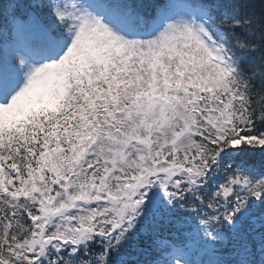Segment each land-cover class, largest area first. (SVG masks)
Masks as SVG:
<instances>
[{"label": "snow or ice", "instance_id": "obj_1", "mask_svg": "<svg viewBox=\"0 0 264 264\" xmlns=\"http://www.w3.org/2000/svg\"><path fill=\"white\" fill-rule=\"evenodd\" d=\"M0 264H264V0H0Z\"/></svg>", "mask_w": 264, "mask_h": 264}, {"label": "trees", "instance_id": "obj_2", "mask_svg": "<svg viewBox=\"0 0 264 264\" xmlns=\"http://www.w3.org/2000/svg\"><path fill=\"white\" fill-rule=\"evenodd\" d=\"M255 4L257 5V7H259L260 5V0H254Z\"/></svg>", "mask_w": 264, "mask_h": 264}]
</instances>
